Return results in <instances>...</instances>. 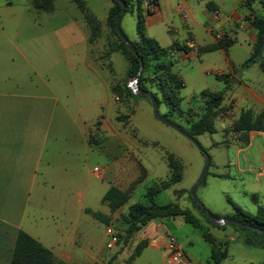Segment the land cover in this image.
Returning <instances> with one entry per match:
<instances>
[{"label":"crops","instance_id":"1","mask_svg":"<svg viewBox=\"0 0 264 264\" xmlns=\"http://www.w3.org/2000/svg\"><path fill=\"white\" fill-rule=\"evenodd\" d=\"M83 1L85 9L77 6L82 17H72L69 22L60 23L53 29L46 23L37 20L32 22L25 13L29 7L27 3L5 1L0 4L3 16L0 19V264H10L18 233L24 229L33 192L41 194L45 191V187L52 184L50 179L57 168L68 172V189H77L79 198L72 207L76 209L85 202L83 196H86L89 185L83 186L82 191L74 185V174L77 172H74V168L79 164L76 159L78 154H74L73 133L69 134L67 130L68 127L76 130L79 135L77 137L80 139L81 136L84 143L85 154L89 155L92 147L87 133L101 116H96L94 112L111 105L108 78L102 76L101 68L96 65L95 55L97 51H102L100 49H103L107 32L111 40L115 37L108 21L113 6L102 19L91 12L86 1ZM31 5L33 7L32 0ZM259 6L257 1L252 8L258 10ZM141 8L148 38L154 39L165 49L174 45L187 48V51L176 50L172 55L161 57L159 62L174 61V70L177 54L184 59L198 58L203 69L209 58L214 57V62L221 60L220 69L213 71L219 81L213 92L225 91L221 104L222 113L215 120V133L218 132L217 122L220 123L219 130L222 132L230 124L234 126L243 111H251L254 117L264 114V82L259 81L260 77L249 82L250 77L245 78L247 67L241 79L236 77L237 71L249 59L256 39V32L251 24L253 14L246 0H157L156 10L150 14H147L143 0ZM33 9L36 10L34 7ZM36 11L52 13L55 7L52 12ZM88 16L97 24H91ZM121 19V25L125 21V27L133 38V24H136L138 42V15L134 2L133 7L123 13ZM222 36L233 41L228 49L203 54L198 52V49L216 43ZM188 43H192L196 49L188 47ZM31 74L35 76L34 79ZM225 74L232 85L230 89H227L225 80L217 78ZM262 76L264 77V71ZM183 85L185 87L184 82ZM78 89L82 91L79 93ZM83 92L84 95L81 96ZM88 92L91 93L90 98L86 96ZM202 100L204 101L203 98ZM204 107L205 105L200 109L194 108L197 112L195 115H184L181 118H186L188 122L196 120L203 113ZM188 109L192 113L193 107L189 106ZM240 137L236 141H221L214 146L234 148L235 159L225 167H234L236 175L241 179L240 194L250 198L253 204L230 202V208L219 207L222 217L234 215V205L251 216L252 213L257 215L260 207L264 208V131H251L246 139L241 135ZM115 141L129 143L120 137ZM120 158L127 166L130 177L127 175L126 184L118 187L132 196L140 172L144 171L148 175L149 171L137 151L125 152ZM97 167L90 171L94 176ZM103 170L107 174V165ZM212 176L232 178L229 171L216 172ZM205 197L211 200V193H205ZM177 203L182 209L192 210L191 204L185 199ZM104 205L107 207L106 215L111 216L112 222L118 220L120 214L128 212L123 206L111 214L109 207ZM87 210L95 212L91 208H85L82 216L75 221H64L60 226L56 222L62 219L55 216L53 219L57 221L49 230L39 235H33L31 231H27V234L50 249L57 260L68 264H96L101 256L87 250L90 244V227L94 226L96 218ZM199 219L203 221L202 218ZM203 225L215 242L227 252L226 258L219 264H264V248L247 245L244 233L235 228L229 230L227 226L210 227L204 222ZM167 235H173L185 252L186 259L179 264H215L211 259L212 246L205 240L203 231L181 216L149 221L117 255L115 264H125L135 247L143 241L148 244L132 264H172L165 248ZM119 249L121 245L115 246L109 255L115 254Z\"/></svg>","mask_w":264,"mask_h":264},{"label":"rangeland","instance_id":"2","mask_svg":"<svg viewBox=\"0 0 264 264\" xmlns=\"http://www.w3.org/2000/svg\"><path fill=\"white\" fill-rule=\"evenodd\" d=\"M5 1L29 4L28 11H25V13L32 22L37 20L40 23H46L52 29L59 26L60 23L69 22V19L72 17L83 16L73 0H57L54 5L55 11L52 13L37 12L33 9L31 0H0V4ZM85 1L88 9L95 13V15L102 17V19L105 15H108L110 8L114 5L113 0ZM1 14L2 12L0 11V19L3 17ZM257 15L264 16V8L259 6ZM124 23L125 21L121 25L123 33L131 42L135 43L138 40L136 37V24L135 26L133 24L135 31V37L133 38ZM108 34L109 32H107V39L105 38L103 40V49H100L102 51H97L95 56L96 65L101 68L102 76L108 78L107 82L109 83L111 92V105H107L103 110L99 109L94 112L96 116L100 114L101 116L96 119L87 133L92 147L89 155L85 154L84 143L81 136L80 139L77 137L79 135L76 133V130L70 127L67 130L69 134L73 133L74 154H78L77 158L74 157L79 162L78 167L74 168V172L77 170L74 174V185H77L81 191L83 186L86 184L89 185L86 196H83L85 202L84 204H79L76 209L74 206L72 207L77 198H79L77 189L76 187H74V190L68 189V172L65 169L57 168L58 170L53 171V178L50 179L52 180V184L46 186L45 191L41 192V194H37L36 191L33 192L31 205L25 219L24 229L22 230L26 233L27 231H31L33 235H39V233L49 230L54 225V222L57 221L53 219L55 216L63 221L56 222V225L58 224L59 226L67 220L72 219L75 221L78 217L82 216L85 208H91L97 213L106 215L107 207L102 204V197L110 187L119 188V185L126 184L125 178H127V175L130 177V174L127 172L128 168L120 157H122L123 153H131L132 151L139 153V157L143 161V165L148 168L149 174L147 175L144 171L140 172L141 175L135 184V193L130 196L129 201L125 205V210L134 203H147L148 199L145 195L147 189L155 182L167 180L169 177V166L165 158V153L168 151L181 159L184 168L182 180L170 189L159 193L155 197L154 202L159 205H165L177 203L185 199L191 204L190 207L193 214L197 218L203 219L198 209L190 200V191L202 172L205 163V154L198 150L188 138L159 121L154 116L152 105L148 98L145 96L130 97L126 93L121 95L120 93L115 94L112 91V87L115 85L125 89L126 84L135 80V77L128 76V60L121 53H114L109 56L105 55L108 49V43L111 40ZM213 60H215L214 57L209 58L206 61L207 65L203 69L199 65L198 58L184 59L179 54L175 56L176 64L174 71L182 78L185 84V87L180 90L181 97L183 98L181 106L183 110H187L189 106L193 107L192 113H190L192 116L195 115V109H200L205 105V102L199 97V94L206 90L214 91L218 87L219 81H217L213 71L220 69L219 64L221 60L215 62ZM245 65L247 67L246 63L241 67ZM152 70L153 67L147 68L145 75L150 74ZM209 70L212 72H209ZM31 75L34 79L35 76L33 74ZM247 76L250 77L249 82L255 81L257 77H260L259 81L264 82L259 63L248 65L245 78ZM244 82L246 83L247 81L244 79ZM149 84H147L148 87ZM78 90L79 93L82 91L81 89ZM83 95L84 92L81 96ZM86 96L90 98L91 93L88 92ZM198 111L201 113L200 110ZM159 112L161 115L168 113V108L164 103L159 105ZM169 119L184 129H188L190 126V122L186 118L173 115L169 116ZM216 127L218 129L217 133L204 134L197 138L205 149V152L209 155L210 164L203 182L196 188V195L207 209H212L210 210L212 213L221 216L219 207L224 206L230 208V202H238L241 204L245 202L248 205L253 203L250 198L240 194L241 179L236 175L237 172L234 167L232 165L225 167V165H228V162H233L235 159L234 148L214 146V144L220 143L221 141L222 143L236 141V138H239L241 134H235L233 132V124H230L228 128L225 127L222 129L223 133L219 130L221 129L219 122L216 123ZM117 137L129 141V143H119L115 141ZM106 165L107 174L103 170ZM95 167L101 170L98 176L94 173L96 177L90 172ZM227 171L232 174V178L224 179L212 176L213 173H226ZM179 191L181 192V197L177 193ZM205 193H211V200L205 197ZM252 215L255 216L256 213H252ZM116 221H113L112 225L120 232L121 240L117 246L121 245V249L117 250L113 255H109V253H112L115 247L108 249L106 246L108 241L106 229L110 225L107 224V219L101 220L96 218L94 226L90 227V244L87 250L92 254L101 256L99 262L96 264H115L117 255L129 244V241L125 243L123 239V227L125 226H121L123 221L121 214ZM208 225L212 227V225ZM227 228L230 230L234 227L227 226Z\"/></svg>","mask_w":264,"mask_h":264},{"label":"trees","instance_id":"3","mask_svg":"<svg viewBox=\"0 0 264 264\" xmlns=\"http://www.w3.org/2000/svg\"><path fill=\"white\" fill-rule=\"evenodd\" d=\"M55 1L56 0H32V4L33 7L38 11L52 12L54 10ZM142 1L143 0H123V2L126 4L124 13L129 11L131 6L133 7V2L136 5L138 15L137 32L139 35V41L135 43L132 42V44L136 49L138 56L134 55L128 50L127 46L119 38L115 31V20L121 9V4L117 0H113L114 5L110 10L108 18L109 26L115 39L109 41L108 49L105 55L109 56L115 52H120L123 56H125L128 60V76L132 78L136 77L139 71V58H141L144 63V68L140 76L137 78L138 87L143 90L151 91L156 97L158 105L164 103L167 106L168 113L164 114V117L169 119V116L173 115H177L179 117H185L184 115L189 116L190 109L185 112L181 106L183 98L181 97L180 90L184 87V85L178 77L177 73H175L172 68L174 66V61L170 60L168 63L159 62V59L161 57L172 55L176 50L182 49L187 51V48L174 45L171 48L165 49L160 47L157 41L146 36L144 15L141 8ZM257 1L260 7L264 8V0H246L251 13L253 14L251 24L256 32V39L253 43L252 53L249 59L246 61V64L248 67V65L250 64L259 63L261 70L264 71V16H258L256 13L257 10L252 8V5ZM73 2L76 3L77 6L81 9H85V3L83 0H73ZM147 14L150 13L147 11ZM87 19L91 24H97V22L90 16H88ZM232 43L233 41L229 39V37L222 36L217 39L216 43L202 47L198 49V52L200 54H203L218 49H228L232 45ZM149 67H153V70L150 74L145 75V71ZM217 78L225 80V82L227 83V89L231 88L232 85L228 81V75H220ZM147 84H149V87L147 86ZM112 91L115 94L120 93L122 95L126 93L130 97H137L132 93L128 84H126L125 89L119 88L117 85H115L112 87ZM224 95L225 91H203L201 93V97L205 102L203 113L198 117V119L189 120L190 126L188 129H184L180 125L179 126L183 130H185L187 134L196 139L204 134L215 133V120L222 113L221 109L223 108H221V104L224 100ZM251 131H264L263 113L254 117L251 111H243L233 126V132L241 133V136L244 139L247 138L248 133ZM165 158L167 159L168 166L170 168V175L168 179L153 183L152 186L147 189V192L145 194L148 202L134 203L128 207V212L125 215H122L123 221L121 226H125L123 227L124 242L127 243L138 230H140L152 219L181 216L186 222L203 231L205 240L208 241L212 246V261L215 264L221 263V261L226 258L227 252L225 249H222V246L217 244L211 234L205 230L203 222L206 224L208 223L212 226L214 225L210 222L205 212L200 208L198 202L195 201L191 195L190 200L200 212L201 216L203 217V221L197 218L195 214H193L192 210L182 209L178 203L158 205L154 202L155 197L161 191L170 188L173 184L180 182L182 179L183 166L180 159L168 151L165 153ZM177 193H179V197H181V192L179 191ZM129 198L130 194L128 192L123 191L117 187H110V189L102 198V204H106L109 207L111 214H114L127 204ZM234 207L236 214L227 216L228 218H233L243 222L244 224H248L264 230V208L260 207L257 215L251 216L241 210L238 206L234 205ZM208 210L209 209L205 207V211ZM87 211L97 219H107L108 225L112 223V218L110 215H103L91 210ZM212 214L215 217H221L215 215L214 213ZM225 227L226 226H222L221 228ZM233 227L236 230L244 233L245 242L247 245L257 248H264V233L237 226ZM147 244L148 243L146 241L140 242L135 247L130 257L126 260L125 264H132L133 261L140 255L142 250L147 246ZM10 264L68 263L62 260H57L50 249L45 247L42 243H40L38 240H36L26 232L20 230L16 239V244Z\"/></svg>","mask_w":264,"mask_h":264},{"label":"water","instance_id":"4","mask_svg":"<svg viewBox=\"0 0 264 264\" xmlns=\"http://www.w3.org/2000/svg\"><path fill=\"white\" fill-rule=\"evenodd\" d=\"M120 4H121V9L116 17L115 20V31L117 33V35L119 36V38L124 42V44L127 46L128 50L133 53L134 55L138 56V53L136 52V49L133 47L132 42L127 38V36L123 33L122 29H121V18H122V14L124 13L125 9H126V4L123 2V0H117ZM140 60V68L139 71L135 77V80H133L131 83L128 84V86L130 87L131 91L133 94H135L136 96H145L148 97L151 105H152V109L154 112V116L161 121L162 123L168 125L169 127L173 128L174 130H176L177 132H179L181 135L185 136L186 138H188L197 148L198 150H200L201 152H203L205 154V163L202 169V172L198 178V180L196 181L195 185L192 187L190 194L192 196V198L198 202L200 208L205 212L206 216L208 217V219L210 220V222L214 225V226H218V227H222V226H237V227H242V228H246L249 230H253V231H258L261 233H264L263 229L248 225V224H244L241 221H238L236 219L233 218H228V217H215L209 210L205 211V207L203 205V203L199 200V198L196 195V188L200 185V183L202 182L206 171L208 169V166L210 164V157L209 155L204 151L203 146L199 143V141L190 136L189 134H187L185 132V130H183L179 125H177L176 123L170 121L168 118L164 117L163 115L160 114L159 112V105H158V101L156 99V97L154 96V94L149 91V90H143L140 89L137 86V78L140 76V74L143 71L144 68V63L142 61L141 58H139ZM246 65L244 67H241L237 73H236V77L238 79H241L242 77V73L245 69Z\"/></svg>","mask_w":264,"mask_h":264},{"label":"built area","instance_id":"5","mask_svg":"<svg viewBox=\"0 0 264 264\" xmlns=\"http://www.w3.org/2000/svg\"><path fill=\"white\" fill-rule=\"evenodd\" d=\"M144 6L149 13H152L156 10L157 1L156 0H144ZM217 16V13H215ZM191 49H196L192 43L187 44ZM100 169L96 168L95 174L98 176ZM106 236L108 237L107 248L112 249L120 241V232L114 225H109L106 229ZM165 248L168 251L169 259L172 264H179L186 259L185 252L177 239L173 235H167L165 239Z\"/></svg>","mask_w":264,"mask_h":264}]
</instances>
